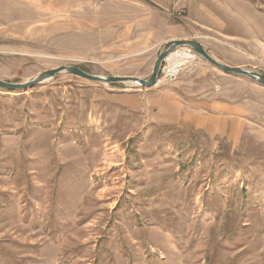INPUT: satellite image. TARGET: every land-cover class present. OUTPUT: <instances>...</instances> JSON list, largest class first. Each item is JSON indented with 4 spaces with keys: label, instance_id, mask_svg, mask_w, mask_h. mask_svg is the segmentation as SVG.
I'll return each instance as SVG.
<instances>
[{
    "label": "rangeland",
    "instance_id": "obj_1",
    "mask_svg": "<svg viewBox=\"0 0 264 264\" xmlns=\"http://www.w3.org/2000/svg\"><path fill=\"white\" fill-rule=\"evenodd\" d=\"M250 34L264 0H0V80L59 66L147 80L183 39L264 75ZM151 100L232 105L244 134L165 125ZM0 264H264V87L181 47L151 88L60 73L0 90Z\"/></svg>",
    "mask_w": 264,
    "mask_h": 264
},
{
    "label": "crops",
    "instance_id": "obj_2",
    "mask_svg": "<svg viewBox=\"0 0 264 264\" xmlns=\"http://www.w3.org/2000/svg\"><path fill=\"white\" fill-rule=\"evenodd\" d=\"M149 5L154 6L149 2ZM249 35V34H248ZM251 35V34H250ZM250 52L257 53L259 47H256V43L264 44V36L251 35L250 37ZM264 53V49L260 48ZM243 66V65H235ZM130 100V98H124L123 100L133 102L137 108L142 107L143 96ZM126 105V102H121ZM150 105L156 108L157 121L165 123V125H173L186 132H202L207 134L213 140H227L236 146L245 129V117L244 110L235 108L232 105L221 106L220 103H216L213 106L214 113L211 114H194L190 112H183L182 106L177 101L166 100H154L149 102Z\"/></svg>",
    "mask_w": 264,
    "mask_h": 264
},
{
    "label": "water",
    "instance_id": "obj_3",
    "mask_svg": "<svg viewBox=\"0 0 264 264\" xmlns=\"http://www.w3.org/2000/svg\"><path fill=\"white\" fill-rule=\"evenodd\" d=\"M181 47L190 48L197 55H199L205 62H207L209 65L213 66L215 69L219 70L224 74L245 77L257 83L258 85L264 87L263 74L250 69L236 67V66H229L224 63H221L220 61L214 59L211 55H209L200 43L193 40L183 39V40H171L164 45L162 51L159 53V55L155 60L151 74L147 80H142L137 77L96 76V75L88 74L75 66H59L57 68L44 71L39 75H37V77H35L33 80L25 83H8L0 80V90L7 92L23 91L29 88H33L34 86L40 83H44L60 73H67L89 82L99 83L104 85L131 84L141 88H151L154 87L157 83L158 74L160 72L162 64L166 61V57Z\"/></svg>",
    "mask_w": 264,
    "mask_h": 264
},
{
    "label": "bare ground",
    "instance_id": "obj_4",
    "mask_svg": "<svg viewBox=\"0 0 264 264\" xmlns=\"http://www.w3.org/2000/svg\"><path fill=\"white\" fill-rule=\"evenodd\" d=\"M174 52H175V51H174ZM174 52H173V53H174ZM170 55H171V54H170ZM168 57H169V55L166 57V62H167V58H168ZM193 57H194V58H192V59H194V60H195V59H196V56H195V54L193 55Z\"/></svg>",
    "mask_w": 264,
    "mask_h": 264
},
{
    "label": "trees",
    "instance_id": "obj_5",
    "mask_svg": "<svg viewBox=\"0 0 264 264\" xmlns=\"http://www.w3.org/2000/svg\"><path fill=\"white\" fill-rule=\"evenodd\" d=\"M111 85H116V84H111Z\"/></svg>",
    "mask_w": 264,
    "mask_h": 264
},
{
    "label": "built area",
    "instance_id": "obj_6",
    "mask_svg": "<svg viewBox=\"0 0 264 264\" xmlns=\"http://www.w3.org/2000/svg\"><path fill=\"white\" fill-rule=\"evenodd\" d=\"M164 70V69H163Z\"/></svg>",
    "mask_w": 264,
    "mask_h": 264
}]
</instances>
